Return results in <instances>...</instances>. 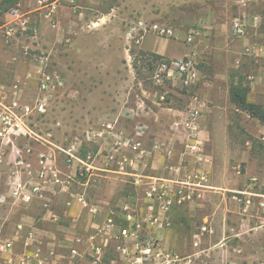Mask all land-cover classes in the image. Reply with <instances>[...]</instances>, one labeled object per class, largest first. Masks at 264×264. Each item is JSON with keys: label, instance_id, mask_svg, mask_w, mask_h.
<instances>
[{"label": "rangeland", "instance_id": "1", "mask_svg": "<svg viewBox=\"0 0 264 264\" xmlns=\"http://www.w3.org/2000/svg\"><path fill=\"white\" fill-rule=\"evenodd\" d=\"M239 1L101 0V9L106 12L111 10L103 26L74 33L72 39L65 41L64 38L48 40L40 33L38 12L33 10L32 0H0V71L7 72L9 69L3 81L6 84L13 82L10 87L13 93L6 92V98L3 99L7 101L14 96L19 104L33 105L38 96L36 84L41 75L40 70L54 73L63 79V87L49 96L44 114L34 115L35 120L29 121L30 125L36 124L37 135H20L14 137L13 144H0V151L3 153L0 161V180L7 178L12 171H18L24 181L39 180L35 174L41 168L39 160L42 159L47 166L57 170L59 179L64 181L72 192L83 190L91 199L113 197L116 199L114 203L118 204L125 200L132 201L136 194L139 195L140 189L133 184V178L138 176L128 175V172H140L142 157L134 156L132 165H125L123 168H119L116 161L126 151L127 145L124 142L140 140L142 146L147 148L148 142L147 139H142L143 134L155 135L156 129L147 127L145 118L134 111L140 99H146L139 82H142L143 88L155 92L149 99L160 102L156 94L160 88L148 77L160 58H169L159 55L157 57L155 53L143 49L142 36L146 34L147 39L153 34L155 40L184 41L185 35L191 32L194 34V41H197L199 34L206 29L205 25L212 18L229 24L240 12ZM11 9H17L18 14L11 13ZM27 10L31 11L24 13ZM263 10L264 0H249L246 13L249 11L251 15ZM154 23L170 26L176 30V34L163 36L153 30L151 25ZM246 32L251 41L264 44V21L256 27L251 26L250 21ZM230 45L234 50L233 57H238L241 61L239 67L232 64L229 66L228 72L231 75L237 74L245 79V74L252 73L260 65H264L262 57L259 60L245 56L242 53V41L232 34ZM32 61L40 63L33 75L29 74V71L33 70ZM207 68L204 63L200 65L201 71ZM194 89L186 90L167 82L161 89L167 92L163 103L174 105L182 112L189 94L195 91ZM149 99L147 102L151 103ZM163 124L169 129L170 122L162 121L161 126ZM141 128H145V131L140 130ZM169 132L168 137L171 138L170 129ZM231 136L234 145L241 148L246 135L235 127ZM169 138H166V141L170 140ZM178 141L175 139L174 142ZM154 142L152 140L151 145ZM62 148H69V152L79 157L82 162L67 156L61 151ZM16 151L18 153L15 154ZM113 154L115 156L111 159L110 155ZM250 154L252 160L264 159V148L260 143L253 141ZM27 164H30L31 174L28 173ZM96 164H105L108 168L120 172L110 177L108 172L96 170ZM74 167L76 172L71 174L70 170ZM238 169L239 174L233 173L232 170L228 173V183L237 189L243 184H250V187L254 188L257 180L252 182L250 177L256 174H249L247 178L241 179L239 175L245 168L239 166ZM50 173L47 169V182L42 185L40 193L45 187L54 184L49 180ZM238 191L228 192L230 197L237 194L241 200L228 205L227 214L222 210V219L213 221L212 234L204 233L197 239L199 247L213 244V249L198 254L196 259L210 260L212 264L221 261L264 264V205H259L254 195L249 196V203H245V195ZM141 201L137 200V209L142 205ZM29 202H16L11 205V209L10 204H0V237L13 238L15 215L23 211V205ZM187 210L183 207L173 210L176 216L183 218L176 221L182 233L175 258L178 260L188 258L192 238L188 229L197 231V226L202 223L200 220L191 223L184 214ZM247 216L249 225H244V218ZM121 240L117 243H121ZM13 241L17 245L15 238ZM130 253L132 259L142 256V264L150 261V252L145 254L140 250ZM118 254L121 255L119 252ZM120 258L116 257L117 264H129L124 257L121 258L123 262ZM175 259L164 256V262L161 263H172Z\"/></svg>", "mask_w": 264, "mask_h": 264}, {"label": "crops", "instance_id": "2", "mask_svg": "<svg viewBox=\"0 0 264 264\" xmlns=\"http://www.w3.org/2000/svg\"><path fill=\"white\" fill-rule=\"evenodd\" d=\"M32 3L33 10L38 12V30L48 40L64 38L65 41H68L72 39L74 33H81L87 28L102 27L111 11L106 12L101 9L99 6L101 0H32ZM30 11L27 10L24 13ZM256 13L258 12H253L250 15L248 11V23L250 17ZM53 22H56V26L52 25ZM258 22L257 20L253 25L252 21L251 26L256 27ZM205 26H207L206 29L199 34L197 41L193 40L188 43L185 40H155L153 34H150L151 38L146 39V34H144L141 39V47L156 55L169 58L180 57L191 50L197 52L196 67L200 74V80L194 90L208 101L199 120L200 137L203 141V151L207 156V162L197 165L192 157H182L181 136L176 135L171 138L174 141L178 139L180 144L174 142L172 156L169 159L165 156L162 144L166 142V138H169L170 132L164 127V124L161 126L162 121L171 122L172 119L180 116V112L174 105L157 103L155 99H149L150 96L155 95V92L143 88L142 93L146 97L145 100L142 99L145 103L143 117L147 121L146 126L151 129L155 128L156 131H154L155 135L150 136L145 133L142 136V139H147L148 143H146V155L142 156L140 160V172L133 173L131 170L128 172V175L138 176L133 178V184L136 187L139 186V195L136 194L132 201L125 200L118 204L114 203L116 199L113 197L91 199L83 193V190L75 193L54 183L35 195L28 204L23 205L25 206L23 211L15 215L16 224L20 223L21 225L20 232L17 233L14 230L13 235L18 247L24 240V233L31 230L34 233L32 242H40L43 251L50 253L45 256L44 264H67L72 248L77 250V255L74 257L76 264H92L91 259L95 246L103 248L101 264H117L116 257H123L115 249L118 241L116 235L122 228H127L132 231L124 239H119L121 243H126L132 252L149 248L151 254L148 258L150 261L145 264H162L164 256L171 259L177 257L179 237L182 236V233L178 229L176 221H179L182 216H176L173 210L183 207L185 210L188 209L184 214L191 223H194V220H200L202 223L197 226L199 227L197 231H193L192 228L188 229L192 237L188 258L175 259L170 264H212L210 260L196 259L198 254L213 249V244L208 247H199L197 239L204 233L211 235L213 221L222 219L220 215L222 210L227 214L226 207L237 202L231 198L232 196L230 197L228 192L230 190H253L258 203L264 202V159L252 160L250 154V146L253 141L260 143L264 148V121L238 107L230 101L229 96L230 85L237 84V81L242 79V84L248 87L245 95L246 101L264 104V65H260L252 73L245 74L246 82L240 75H231L228 72L229 66L232 64L234 67H239L241 62L240 58L233 57L235 56L233 55L234 50L230 45L231 34L236 36L231 29V21L228 24L226 21L212 18ZM246 34L247 32L243 36H236L243 43L242 53L252 57L245 53V48L254 45L260 48L261 55L258 58L260 60L262 57V60L264 44L251 41ZM252 58L256 59V57ZM202 63L208 66L207 70L201 71ZM39 64L37 61H32L33 70L29 71L31 72L29 74L33 75L34 71L39 68ZM218 67L220 68L218 69ZM8 70L7 72L0 71V97L2 96V98H6L8 91L13 93L10 88L13 82L6 84L3 81ZM11 99H7V101ZM148 99L151 103L147 102ZM163 118L165 119L162 120ZM235 127L246 135L241 148H237L232 140L231 133ZM97 138L102 139L101 137ZM152 140L157 141L161 145L160 148H152ZM166 164L187 168L198 166L206 171L211 187L201 189L200 195L194 196L192 201L180 203L173 201L167 211L162 210L160 200H157L155 196L148 195L147 190L155 182L154 179L157 176L166 175L163 170ZM239 166L245 168L244 172L239 175L241 179L247 178L249 174H256L257 181L254 188L250 187V184H243L237 189L228 183V173L232 170L233 173L239 174ZM95 167L96 170L108 172L110 177L116 176L114 173L120 172L108 168L105 164H96ZM75 172V167L70 170L71 174ZM14 178L12 171L7 178L0 180V204H10V209L11 205L15 204L10 201L11 181ZM139 199L142 200V205L137 209L136 205ZM92 206L96 207V212H92ZM107 217L113 218L112 226L104 233L98 234L99 226L104 223ZM248 223L249 217L247 216L246 219L244 218V225H249ZM16 224L13 227L15 229ZM78 236L82 238L81 242L75 241ZM88 236H92V238L88 240ZM152 258L153 260H151ZM217 264L245 263L221 261Z\"/></svg>", "mask_w": 264, "mask_h": 264}, {"label": "built area", "instance_id": "3", "mask_svg": "<svg viewBox=\"0 0 264 264\" xmlns=\"http://www.w3.org/2000/svg\"><path fill=\"white\" fill-rule=\"evenodd\" d=\"M73 1V0H70ZM249 0L239 1V14L231 19V29L236 36H243L246 33L248 24L247 18V6ZM11 13L17 15V9H11ZM262 17V18H261ZM259 21V25L262 20L264 21V10L262 14L256 13L250 17V21L253 25ZM52 25L56 26V22ZM257 25V26H258ZM153 30L161 35L172 36L175 34V29L167 26L163 23H154L151 25ZM194 40V34L188 32L185 35V41L190 43ZM245 53L252 57H260L261 50L259 47L254 45L247 46ZM196 54L195 50H191L180 57L171 58H160L155 68L148 77L151 82L159 87L157 91V97L160 102L165 101L166 91L161 90L162 87L168 82L171 84H177L181 88L186 90L194 89L200 80V74L196 67ZM40 77L36 84V91L38 96L35 98L33 105L19 104L17 99L13 97L10 101H5L0 97V144H13L14 137L28 134L30 136L37 135L36 124H29L30 120H35L34 115H42L46 110L48 98L55 90L63 87V79L54 73L45 72L40 70ZM29 76V75H28ZM141 89H143L142 82H139ZM16 87V85H14ZM14 87V88H15ZM208 101L202 97L199 93L193 91L188 96V102L185 109L180 112V116L171 120L169 129L173 135H181L182 144V157H192L195 164L200 165L201 163L207 162V156L203 151V141L200 137L199 120L202 116L204 108L207 106ZM135 114L143 116L145 114V103L144 100L140 99L135 107ZM138 111L140 113H138ZM144 130L145 128H141ZM171 140V141H170ZM166 141L163 146L164 154L169 159L174 150V140L172 138ZM126 147L125 153L116 161L119 164V168H123L125 165H132L134 156H145L146 148L142 146L140 140L130 142L129 140L124 142ZM160 144L154 142L153 148H160ZM68 149H61L62 152L66 153L67 156L75 157L79 161L82 160L69 152ZM13 153V149H11ZM18 151L15 152V154ZM3 153L0 151V161L2 160ZM114 154L110 155V158H114ZM21 162V161H18ZM41 168L35 174L39 180H28L24 181L18 171H13L14 179L11 181L12 187L10 190V201L12 203L18 202H29L32 200L34 195L40 192V189L44 183L47 182V169L51 172L49 180L52 183H58L62 188L67 189V184L59 179L57 170L51 166H47L46 162L42 159L39 160ZM28 166V173L31 174L30 164ZM183 169V170H182ZM166 175H159L154 179V183L147 190L148 195L155 196L157 200H160V208L167 211L173 201L177 203L184 201H192L194 196H199L200 190L210 188L208 183V176L206 171L201 168H187L182 166H174L171 164L164 165L163 169ZM172 173L168 174L167 172ZM31 177V176H30ZM252 182L256 181V176H251ZM241 194L245 195L244 202L249 203V196L254 195L253 191H241ZM248 195V196H246ZM232 198L236 201H240L241 198L237 194H232ZM259 205L263 206L264 202H260ZM92 212H96V207L92 206ZM113 224L112 217H107L104 223H102L97 233H104ZM16 232L19 233L21 230L20 223L16 224ZM132 230L122 228L116 238L124 239L130 235ZM92 236H88L90 240ZM34 240V233L31 230H27L24 233V240L21 246H17L13 238L5 239L0 237V264H44L45 256L50 255L46 251H43L40 242H32ZM82 238L78 236L75 241L81 242ZM115 249L123 255V257L132 264L133 262L142 264V256L132 259L131 253L127 247L122 243H117ZM143 253L148 254L149 248L141 250ZM75 255L77 250L72 248L70 250V260L67 264H76ZM103 256V248L100 246L94 247V254L91 259L92 264H101ZM165 264H170L169 261Z\"/></svg>", "mask_w": 264, "mask_h": 264}, {"label": "trees", "instance_id": "4", "mask_svg": "<svg viewBox=\"0 0 264 264\" xmlns=\"http://www.w3.org/2000/svg\"><path fill=\"white\" fill-rule=\"evenodd\" d=\"M158 57V55H156ZM242 79L237 81V84H231L229 87L230 101L236 104L241 109L248 111L251 115L264 121V104H254L246 101L245 95L248 90L247 85L242 84Z\"/></svg>", "mask_w": 264, "mask_h": 264}]
</instances>
